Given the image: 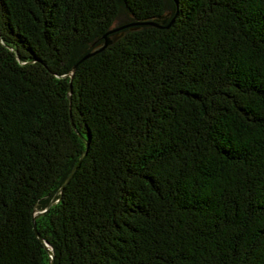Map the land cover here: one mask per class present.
Here are the masks:
<instances>
[{
    "label": "trees",
    "instance_id": "16d2710c",
    "mask_svg": "<svg viewBox=\"0 0 264 264\" xmlns=\"http://www.w3.org/2000/svg\"><path fill=\"white\" fill-rule=\"evenodd\" d=\"M35 225L55 264H264V0H0V264H51Z\"/></svg>",
    "mask_w": 264,
    "mask_h": 264
},
{
    "label": "water",
    "instance_id": "95a60500",
    "mask_svg": "<svg viewBox=\"0 0 264 264\" xmlns=\"http://www.w3.org/2000/svg\"><path fill=\"white\" fill-rule=\"evenodd\" d=\"M171 15H172V12L169 11V12L164 13L162 16H160L158 18H153L150 21H141V22H137V23H130L128 25H125V26H122V27H119V28H115L116 24L113 25V29H111L107 34H105L102 37V39L98 40V42H100V43L96 44V46L91 50V52L88 53L87 55H85L79 61V63L73 67V70H72L70 76L73 77V74L77 70L78 65L80 63H82L83 61L91 58L92 56H95L96 54L106 50L107 48H109L110 46L116 44L119 40H121L126 35L127 29L129 31L140 30L141 29V27H139L140 25H151V26H155V27L159 28V27H162V25H165L167 23V21L169 20ZM174 21H175V19L172 20L170 25H172L174 23ZM136 25H137V27H136ZM71 94H72V87H70V89H69V98L70 99H71ZM76 169H77V166L73 169V171L71 172L69 177L66 179V181L64 183V186L70 181V179L72 178V176H73L74 172L76 171ZM63 187L61 188L60 191L63 190ZM57 202H58V200H57V195H56L45 210H43V211H41V212H39V213H37L35 215L34 221L37 218L42 217L43 215H45ZM35 229H36V235H37L39 241L44 245L45 249L48 251V253L50 255L51 264H55V254L53 252V249L43 239V237L39 234V232L37 231L36 225H35Z\"/></svg>",
    "mask_w": 264,
    "mask_h": 264
}]
</instances>
